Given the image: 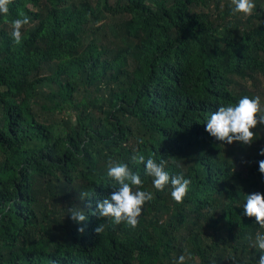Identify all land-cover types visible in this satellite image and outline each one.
<instances>
[{"label": "trees", "instance_id": "trees-1", "mask_svg": "<svg viewBox=\"0 0 264 264\" xmlns=\"http://www.w3.org/2000/svg\"><path fill=\"white\" fill-rule=\"evenodd\" d=\"M8 0L0 14V264H257L245 192H264V125L250 145L217 141L219 104H264V0ZM22 39L10 35L19 13ZM257 138V139H256ZM167 160L191 186L153 192L137 225L93 212L107 161ZM80 192L89 194L80 198ZM87 214L77 231L67 208ZM102 223L100 233L94 231ZM258 252V250H257ZM191 254V255H189Z\"/></svg>", "mask_w": 264, "mask_h": 264}, {"label": "clouds", "instance_id": "clouds-1", "mask_svg": "<svg viewBox=\"0 0 264 264\" xmlns=\"http://www.w3.org/2000/svg\"><path fill=\"white\" fill-rule=\"evenodd\" d=\"M231 11L250 15L256 7V0H231ZM9 11L8 0H0V14ZM28 22V17L22 12L13 19L10 33L15 43L22 39L21 28ZM264 125V104L260 95H242L235 102L219 104L214 111L204 118V129L217 141L231 144L240 142L250 145L257 137L253 129L258 125ZM258 138V137H257ZM256 138V139H257ZM258 154L264 156V147L258 149ZM133 162H142L143 170L134 171L126 161H116L111 157L107 161L106 177L110 179L113 190L98 199L93 212L100 217L113 220L116 223L123 221L125 224L135 227L138 223L143 206L146 201H151L153 192L140 187L143 184L142 175L151 177V183L157 190L165 185L171 186V197L180 202L187 195L191 179L183 172L172 173L167 168V160L164 158L154 159L152 156L145 158L144 155H133ZM258 171L264 175V159L257 161ZM89 194L80 192V198ZM243 215L255 217V222L264 227V192H245ZM70 219L77 225L78 232H84L86 228L87 214L82 207L73 205L67 208ZM104 225L98 224L94 231L100 233ZM246 239L254 252L259 253L257 264H264V232L257 231L254 235L249 234ZM258 250V252H257ZM191 255V254H189ZM186 257L183 253L175 257L174 264H184ZM234 264L237 261L232 259Z\"/></svg>", "mask_w": 264, "mask_h": 264}]
</instances>
